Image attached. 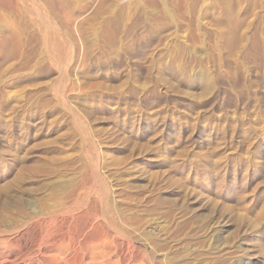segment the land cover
I'll return each instance as SVG.
<instances>
[{
  "label": "rangeland",
  "instance_id": "obj_1",
  "mask_svg": "<svg viewBox=\"0 0 264 264\" xmlns=\"http://www.w3.org/2000/svg\"><path fill=\"white\" fill-rule=\"evenodd\" d=\"M28 1L0 6L20 33L0 46V257L264 264V0H71L69 26ZM76 236L89 257H48Z\"/></svg>",
  "mask_w": 264,
  "mask_h": 264
},
{
  "label": "bare ground",
  "instance_id": "obj_2",
  "mask_svg": "<svg viewBox=\"0 0 264 264\" xmlns=\"http://www.w3.org/2000/svg\"><path fill=\"white\" fill-rule=\"evenodd\" d=\"M29 1H32V3H33V1L34 0H29ZM28 1V2H29ZM37 2V1H36ZM35 2V3H36ZM30 4H28L27 3V0H0V6L5 10H8V12H6V14H9V13H12V12H19V13H21L23 10L26 12V13H28V14H34L35 13V11L36 10H38V7H37V9H36V5H37V3L35 4V3H33V4H31V2H29ZM35 4V5H34ZM40 4V3H39ZM42 4V5H41ZM41 4H40V6L42 7H46L45 9H47V8H49V11L50 10H53V11H55L56 9H60L61 10V12H62V10L64 11H66L67 13V15H68V19H66V21H67V26H69L70 25V23L72 22V19L74 18V16L77 14V13H81L82 12V10H80V9H76V8H74L73 6H72V2H71V0H41ZM36 9V10H35ZM39 9H41V8H39ZM44 10V9H43ZM43 10H41V11H43ZM48 10V9H47ZM87 10V9H86ZM161 10V9H160ZM44 12H45V10H44ZM4 13H5V11H4ZM37 13V12H36ZM35 13V14H36ZM41 12L39 11V14H40ZM4 15L3 16V14L2 15H0V46H3L6 42H10V40H14L15 42H17V43H19L20 42V33H19V30H18V28H16V27H14V26H16L15 25V22H12L11 20L9 21L8 20V17H7V15ZM39 14H37V15H39ZM37 15H36V17H37ZM41 15V14H40ZM47 15V14H46ZM161 15H163V14H161ZM6 16V17H5ZM31 16V15H30ZM45 16V15H44ZM44 16H42V17H44ZM81 16V15H80ZM10 17V16H9ZM36 17H34V24H38L39 23V21H40V19L39 20H37L36 19ZM41 17V18H42ZM46 17V16H45ZM47 17H48V15H47ZM73 17V18H72ZM165 17V16H164ZM40 18V17H39ZM49 18V17H48ZM32 19H33V17H32ZM43 19V18H42ZM47 18H45V20L44 21H46L45 23L48 25V22L51 20H49L48 22H47V20H46ZM44 21L43 22H41L40 21V23L39 24H45L44 23ZM53 22H54V20H53ZM73 22H74V20H73ZM72 22V24H74ZM14 23V25H12V24ZM49 23H51V22H49ZM55 23V22H54ZM65 24H66V22H65ZM99 25H101L100 23H98ZM51 25L52 24H50V27H51ZM60 25H62V26H64V24H60ZM98 25V26H99ZM102 25H103V23H102ZM109 25V24H108ZM49 26V25H48ZM47 26V27H48ZM59 26V25H58ZM57 26V27H58ZM97 26V27H98ZM39 27V26H38ZM41 27H43V26H41ZM49 27V28H50ZM53 27H54V25H53ZM56 27V26H55ZM54 27V28H55ZM56 27V28H57ZM71 27V26H70ZM40 28V27H39ZM52 28V27H51ZM55 28V29H56ZM40 29H42V28H40ZM59 29V28H58ZM65 29H67L68 30V28L66 27V25H65ZM73 29V28H72ZM99 29H100V27H99ZM98 29V30H99ZM53 30V29H52ZM60 30V29H59ZM97 31V30H96ZM44 32V33H43ZM42 33H43V35L41 36L42 38V43H43V49L45 48V50H48V52H46L47 54L48 53H50V54H53L52 56L54 57V58H56V60H57V58H59V57H56V56H59V55H61L62 57H63V55H62V52H63V50L61 51L60 50V48H63V47H61V46H63L62 45V43H65V42H63L62 41V38H61V35L60 34H57V33H54L53 31V33H51V31H49V29H47V30H45L44 29V31H43ZM68 32V31H67ZM59 33V32H58ZM67 39V38H66ZM68 40V39H67ZM113 40V39H112ZM69 41V40H68ZM70 42H71V40H70ZM69 42V43H70ZM73 43V42H72ZM72 43H70V45L72 44ZM74 44V43H73ZM155 44V43H154ZM148 45V44H147ZM16 46V45H15ZM67 46H69V44L67 45ZM67 46H64V47H66L67 48ZM74 46V45H73ZM152 46V45H151ZM154 46V45H153ZM97 47V46H96ZM66 48H63L64 50L66 49ZM69 48V47H68ZM68 48H67V50H68ZM141 48V47H140ZM70 50H71V46H70ZM74 50V49H73ZM146 49L145 48H142L141 50H140V53H143L144 51H145ZM69 51V50H68ZM67 51V52H68ZM72 51V50H71ZM45 53V54H46ZM64 53H66L65 51H64ZM55 54H57L56 56H55ZM71 55V54H70ZM48 56V55H47ZM52 56H50V58L52 57ZM66 56V55H65ZM68 56V55H67ZM61 57V58H62ZM49 58V57H48ZM67 58H69L70 59V57H67ZM50 60V59H49ZM52 60H53V58H52ZM62 60H63V62H64V60H65V57L64 58H62ZM67 60V59H66ZM58 61H61V60H58ZM52 62V61H51ZM52 63H54V62H52ZM56 64H58V62L56 63ZM60 64H61V62H60ZM54 65V64H53ZM55 66V65H54ZM58 66H60V65H58ZM61 68V67H60ZM62 84V83H61ZM96 174H97V172H96ZM94 175V174H93ZM98 176H100V175H98ZM100 178V177H99ZM96 179V175H95V178H94V182L96 181L95 180ZM98 180H100V179H97V181ZM102 181V183H103V179L101 180ZM100 182V181H99ZM98 182V183H99ZM100 186H101V184H100ZM96 187V186H95ZM94 187V188H95ZM102 187H104V185H102ZM97 188V187H96ZM100 189V188H99ZM107 190H108V188H107ZM103 191V190H102ZM104 191H106V190H104ZM102 199V198H101ZM65 202V201H64ZM68 204H69V201H68ZM71 205V204H70ZM63 206H64V204H63ZM97 206V205H96ZM101 206H103V203H102V205ZM67 207V206H66ZM69 207V206H68ZM73 207V206H72ZM71 207V208H72ZM98 207V206H97ZM105 207V206H104ZM106 207H108L107 205H106ZM65 208V207H64ZM63 208V209H64ZM75 208V207H74ZM58 209V208H57ZM100 209V208H99ZM101 209H103V208H101ZM100 209V210H101ZM105 209H107V208H105ZM60 210V209H59ZM58 210V211H59ZM61 210H62V208H61ZM57 211V210H56ZM56 211H54L55 212V214H56ZM70 211H72V210H70ZM107 211H108V209H107ZM106 212V211H105ZM105 212H103V214L102 215H98V217L96 218V219H100V218H104L106 215L104 214ZM43 212H41V214H42ZM63 213V212H62ZM46 214V213H45ZM57 214H58V212H57ZM113 215V214H112ZM32 216V215H31ZM43 216H45L44 215V213H43ZM110 216V215H109ZM29 217V216H28ZM36 217H38V216H36ZM39 217H40V215H39ZM42 217V216H41ZM40 217V218H41ZM46 217V216H45ZM94 217H95V215H94ZM107 217V216H106ZM39 218V219H40ZM79 218V217H78ZM111 218V217H110ZM39 219H37V220H39ZM46 219V218H45ZM75 219V218H74ZM114 220H115V218H113ZM33 221H34V218L32 219ZM31 220V221H32ZM103 220V219H102ZM106 220V219H105ZM29 221V220H28ZM40 222H42V220H39ZM47 221V220H46ZM46 221H45V223H46ZM69 221H70V219H69ZM75 221V220H74ZM78 221H79V219H78ZM99 222H101L100 220H98ZM97 221V222H98ZM48 222V221H47ZM67 222V221H66ZM80 222V221H79ZM111 222H112V220H111ZM28 223V222H27ZM26 223V224H27ZM44 223V224H45ZM64 223V222H63ZM68 223V222H67ZM65 224V225H69V223L68 224ZM70 223H72V221H70ZM91 224V223H90ZM24 225V224H23ZM35 225V224H34ZM43 225V224H42ZM65 225H63L62 224V226H65ZM87 225V224H86ZM22 226V225H21ZM36 226V225H35ZM46 226H47V223H46ZM112 226V225H111ZM18 227V226H17ZM24 227V226H23ZM27 227V226H26ZM25 227V228H26ZM40 227V226H39ZM39 227H37L36 226V228H39ZM44 227V226H43ZM69 227V226H68ZM72 227H73V225H72ZM75 227V226H74ZM82 227V226H81ZM88 227V226H87ZM86 227V228H87ZM91 227H92V225H91ZM94 227H95V224H94ZM93 227V228H94ZM101 228L103 227L102 225L100 226ZM20 228V227H19ZM30 228H31V230H32V228L33 227H31L30 226ZM45 228V227H44ZM47 228V227H46ZM63 228V227H62ZM66 228H67V226H66ZM112 229L114 228V227H111ZM110 228V229H111ZM13 229V228H12ZM14 229L16 230V226H14ZM23 229V228H22ZM75 228H73V230H74ZM80 229V228H79ZM111 229V230H112ZM21 230V229H20ZM20 230L17 228V230L16 231H18V232H20ZM34 230V229H33ZM41 230H43V228H41ZM48 230V229H47ZM52 230V229H51ZM69 230V229H68ZM68 230H67V233H68ZM86 230V229H85ZM88 230H90V229H88ZM93 231H94V229H92ZM46 230H44L43 232H45ZM60 231H61V229H60ZM63 231V230H62ZM61 231V232H62ZM71 231V230H70ZM70 231H69V233H70ZM76 231V229L74 230V232ZM27 232H30V230L28 231L27 230ZM33 232V231H32ZM42 232V233H43ZM46 232H48V231H46ZM45 232V233H46ZM59 232V231H58ZM80 232V231H79ZM78 232V233H79ZM81 232H82V230H81ZM108 232V231H107ZM111 232V231H110ZM22 233V232H21ZM49 233V232H48ZM57 232H55V234H56ZM76 233V232H75ZM75 233H74V235H75ZM83 233V232H82ZM82 233H80L81 235H82ZM123 232H121V234H122ZM17 234V233H16ZM19 234V233H18ZM24 234V233H23ZM26 234V233H25ZM31 234V233H30ZM58 234V233H57ZM65 235H66V231H65V233H64ZM63 233H62V235H64ZM80 234H77L78 236H80ZM84 234H87L85 231H84ZM44 235V234H43ZM47 235V234H46ZM51 235H52V233H51ZM59 235H60V233H59ZM64 235V236H65ZM72 235V234H71ZM88 235H90L89 234V231H88ZM92 235H94V233H92ZM108 235V234H107ZM113 235V234H112ZM32 236V235H31ZM48 236V235H47ZM46 236V237H47ZM57 236V235H56ZM98 236V235H97ZM109 236V235H108ZM115 236H117L116 234H115ZM20 237V236H19ZM19 237H18V239H19ZM25 237H26V235H25ZM43 237V236H42ZM45 237V236H44ZM61 237V236H60ZM63 237V236H62ZM72 237H75V236H72ZM77 237V236H76ZM89 237V236H88ZM93 237V236H92ZM99 237V236H98ZM104 237H106V236H104ZM15 238V237H14ZM21 238H22V236H21ZM29 238H30V235H29ZM41 238V237H40ZM52 238H54V236H52ZM58 239H59V237H57ZM64 238V237H63ZM81 238V237H80ZM91 238V237H90ZM89 238V239H90ZM100 238V237H99ZM107 238V237H106ZM106 238H105V240H106ZM120 238V237H119ZM18 239H17V241H18ZM44 239V238H43ZM55 239V238H54ZM61 239V238H60ZM67 239V238H66ZM61 239V241H59V242H56L55 243V240H54V244L52 245L51 243V245L52 246H50V249H49V251H48V253H49V256L48 257H50L51 259H54L55 257H57V256H59L60 255V252L64 249V248H66V250L68 249V250H74V251H79L80 253L79 254H81V256H78V258L79 257H81V259L79 258V260H81L82 261V259H86V257L88 256L89 257V255H87V253H84V252H82L81 250H84L85 252H87V249L88 250H90V242L88 241V240H85V241H80V240H78L79 238L77 237V238H75V239H71V240H69V239ZM83 239V238H82ZM81 239V240H82ZM114 239V238H113ZM117 239V238H116ZM10 240V239H9ZM20 240V239H19ZM47 240H48V238H47ZM49 240L51 241V239L49 238ZM53 240V239H52ZM96 239H94V241H95ZM14 241V240H13ZM40 241H41V239L39 240V243H40ZM128 241H129V239H128ZM8 242V241H7ZM12 242V241H11ZM11 242H9V243H11ZM48 242V241H47ZM110 242V241H109ZM9 243H7V244H9ZM13 243V242H12ZM14 243H15V241H14ZM46 243V242H45ZM112 243V242H111ZM119 243V242H118ZM129 243H130V241H129ZM133 243V242H132ZM15 244H18V243H15ZM15 244H14V246H15ZM19 244H20V241H19ZM38 244V243H37ZM113 244V243H112ZM115 244V243H114ZM42 245V244H41ZM47 244H45V246H46ZM93 245V244H92ZM129 245V244H128ZM132 245V244H131ZM12 246V245H11ZM19 246H21V245H19ZM101 246V245H100ZM116 246H117V244H116ZM122 246V245H121ZM133 246V245H132ZM18 247V246H17ZM41 247V246H40ZM42 247H43V245H42ZM47 247V246H46ZM102 247V246H101ZM105 247V246H104ZM103 247V248H104ZM115 247V246H114ZM131 247V246H130ZM9 248H10V246H9ZM14 248V247H13ZM23 248V247H22ZM45 248V247H44ZM49 248V247H48ZM102 248V249H103ZM111 248H113V247H111ZM133 248H135V247H133ZM21 249V248H20ZM41 249V248H40ZM94 249V248H93ZM95 249H97L98 250V248L96 247ZM101 249V250H102ZM65 250V251H66ZM100 250V249H99ZM106 250V249H105ZM105 250H104V253H105ZM134 250V249H133ZM26 251V250H25ZM30 251H32V250H30ZM34 251V250H33ZM38 251V250H37ZM110 251V250H109ZM4 252V251H3ZM14 252V251H13ZM22 252V251H21ZM29 252V251H28ZM64 252V251H63ZM68 252H70V251H68ZM96 252V251H95ZM94 252V253H95ZM65 253H67V252H64V254ZM73 253V252H72ZM71 252H70V254H72ZM92 253H93V250H92ZM91 253V254H92ZM103 253V254H104ZM4 254V253H3ZM16 254V253H15ZM24 254V253H23ZM33 254V253H32ZM36 254H40V251H39V253H36ZM68 254V253H67ZM74 254V253H73ZM72 254V255H73ZM97 254H99V256L101 255V252L99 253V251L97 252ZM116 254V253H115ZM8 255V254H7ZM12 255V254H11ZM19 255V254H18ZM27 255V254H26ZM46 255V254H45ZM48 255V254H47ZM66 255V254H65ZM76 255H78V254H76ZM93 255V254H92ZM95 255V254H94ZM13 256V255H12ZM37 256V255H36ZM40 256H41V254H40ZM43 257H44V255H42ZM62 256V255H61ZM97 256V255H96ZM99 256H98V258H99ZM119 257H120V254L118 255ZM34 257V256H33ZM32 257V259L34 260V258ZM63 257V256H62ZM95 257V256H94ZM116 257V256H115ZM16 258V257H15ZM15 258H13V259H15ZM25 258H27V257H25ZM39 258V257H38ZM45 258V257H44ZM77 258V257H76ZM77 258V259H78ZM96 258V257H95ZM94 258V259H95ZM28 259V258H27ZM36 259H37V257H36ZM47 259V258H46ZM50 259V260H51ZM100 259V258H99ZM116 259H117V257H116ZM115 259V260H116ZM0 260H1V262H0V264H13L14 263V261H12V260H10L7 256H6V253H5V256L4 257H0ZM16 260V259H15ZM42 260H43V258H42ZM41 260V261H42ZM49 259H48V262L50 261ZM66 260H68L69 261V259H67L66 258ZM71 260H73L74 261V259H71ZM87 260H88V258H87ZM91 260V259H90ZM98 259H96V261H97ZM103 262H102V264H108V262H109V260L108 259H106V257H104L103 259ZM110 260H112V259H110ZM128 260H129V258H128ZM17 261H18V258H17ZM45 261V260H44ZM43 261V263H45ZM96 261H94V262H96ZM98 261H100V260H98ZM31 262V261H30ZM35 262V261H34ZM39 261L37 260V263H38ZM70 262V261H69ZM85 262H88V261H85ZM84 262V263H85ZM90 262V261H89ZM92 263H93V260L91 261ZM113 262V261H112ZM42 263V262H41ZM66 263H67V261H66ZM74 263V262H73ZM73 263H70V264H73ZM77 263V261H76V259H75V264ZM83 263V264H84ZM111 263V262H110ZM46 264V263H45ZM48 264V263H47ZM57 264V263H56ZM63 264V263H62ZM69 264V263H68ZM78 264H81L80 263V261H79V263ZM86 264H89V263H86ZM95 264V263H94ZM99 264V263H98ZM114 264V263H113Z\"/></svg>",
  "mask_w": 264,
  "mask_h": 264
}]
</instances>
